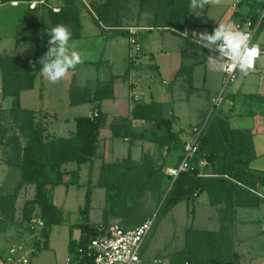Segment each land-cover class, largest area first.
I'll list each match as a JSON object with an SVG mask.
<instances>
[{
  "label": "crops",
  "instance_id": "1",
  "mask_svg": "<svg viewBox=\"0 0 264 264\" xmlns=\"http://www.w3.org/2000/svg\"><path fill=\"white\" fill-rule=\"evenodd\" d=\"M45 1L44 5L31 9L28 1L4 4L0 0V55L7 60L34 58L38 50L37 41L42 37L43 29L52 27L51 11L58 14L66 7L75 6L79 9L82 37L72 40L71 43L81 52L83 63L69 70L64 78L54 83L53 88L45 89L48 79L39 72L34 88L21 92L20 103L22 109L35 113V122L44 123L46 136L50 133L51 123L47 118L54 117L52 138L71 137L77 130L78 118L71 119L69 114L71 111L79 112V107L87 103L91 108L84 117H89L96 107L105 117L100 129L96 157L83 164L72 162L64 165L61 169L67 173L64 183L55 188L48 187V195L61 212L62 223L69 227L81 228L85 233L83 229L88 225H82L83 219H90L92 212L98 209L94 202L100 203L103 212L107 209V193L103 192H106V189L99 185L104 163L111 164V160L115 159L117 162H123L128 158L141 160L147 155L153 159L157 168L163 166V172L179 164L185 142L191 137L189 130L202 120L194 123L197 116L192 109H203V112L207 113L222 87L223 72L216 70L207 62L209 53L207 48L200 46V34L213 32L221 22L234 25L255 18L253 22L258 26L256 38L258 42L264 43V0H206L204 7L196 9V12L190 7L184 29L186 36L170 31L180 36L179 40L166 37L160 31L169 30L153 28L149 23L132 25L133 8L135 5L138 7L137 2L133 0L120 1V7L111 12L102 9L108 0ZM96 7H99L101 14L108 19L107 23H96L98 19ZM115 21L120 24V29L124 30V33H117L111 27ZM130 26L143 28L141 38L145 59L139 67H134L129 59L126 28ZM258 69L259 72L256 73L260 76L258 87L245 88L242 76V80L231 88L230 99L233 106L226 104L221 116L233 129L250 132L256 127L259 129L253 133L254 159L249 167L252 172L264 177V57L259 60ZM202 88L207 93L211 92L209 102L205 101ZM46 92L47 102L43 105ZM135 93L139 94V100L133 98ZM15 101L14 96L4 97V80L1 74L0 118L6 120H2L6 133L0 132V196L14 195L22 183L21 164L24 148L29 142L28 136L25 135L29 131L23 126L22 121L26 116L20 112L21 118L18 122L12 119ZM152 102L158 103L162 108L163 118L172 122V131L176 134L178 143L173 144L170 149L166 145L149 140L150 135L156 131L154 123L133 118L136 104ZM48 109L54 111L49 112ZM118 117L130 118L134 133L143 134L146 139L132 143L127 139L115 138L110 126ZM74 122L76 127L73 126ZM122 140L126 146H122ZM74 180L77 184H72ZM62 187L66 188L67 197L75 198L74 196L81 195L82 190L85 191L86 197L90 194V208L86 210V199L84 210L79 204V214H72L70 217V213L64 210L66 202L62 200L61 207L54 198ZM27 190L29 186H23L20 193ZM258 191L256 194L264 198V195L260 194L264 192V185L260 184ZM212 207L222 210L221 212L228 209L232 216L234 264H264V241L262 246L247 247V242L253 240L258 233L250 227L244 229L247 224L262 216L260 230L264 232V204L254 208L259 210L257 217L245 212V209L252 208L230 206V203L226 202ZM103 216L101 218L99 214L95 215L96 218L102 219L101 225H106L109 223L107 221L109 217L105 212ZM88 221L90 223V220ZM219 231L220 228L210 232Z\"/></svg>",
  "mask_w": 264,
  "mask_h": 264
},
{
  "label": "trees",
  "instance_id": "2",
  "mask_svg": "<svg viewBox=\"0 0 264 264\" xmlns=\"http://www.w3.org/2000/svg\"><path fill=\"white\" fill-rule=\"evenodd\" d=\"M31 0H2V3ZM120 1L108 0L102 9L112 10L120 7ZM139 7V16L151 14L149 24L153 28H164L169 31H184L191 0H133ZM98 19L96 23H107L99 7H96ZM52 27L64 24L72 31V40L82 37V26L79 9L75 6L61 9L56 14L51 11ZM254 20L255 18H251ZM111 27L117 33H124L120 24L115 21ZM51 28V27H50ZM43 29L42 37L37 41V52L34 58L22 60H7L0 55V75L4 80V97L16 98L14 110L22 112L29 118V142L24 148L21 169L23 179L16 193L9 197L14 208L19 192L25 184L36 186L34 200L27 202L25 208V221L32 219V206L41 209V216L47 221L49 228L62 223L58 208L53 204L48 195V187L55 188L64 183L67 173L61 171L66 164L76 162L86 163L97 155L100 129L105 122V117L100 116L91 120L89 117L77 119V130L69 138L46 139V128L43 122H35V113L24 110L20 103V94L24 90L34 88L35 79L40 72V60L49 48L48 31ZM119 29V30H117ZM133 118L154 123L156 131L150 135L149 140L168 146L178 143L176 134L172 131V122L162 116V108L156 103H138L133 110ZM130 118L118 117L111 123V131L115 138L129 139L132 143L146 139L143 134H136L132 129ZM242 131L233 129L230 123L222 116L216 117L211 123L208 132L201 142V155L205 156L213 169V177H201L199 169L182 173L174 182L172 178L163 173V166L156 167L150 156L141 160L126 159L115 164L104 163L101 169L100 187L107 192V209H116L117 204L127 205L129 197L137 191L140 197L146 192L161 191L164 176L171 182L170 190L163 201L159 216L164 217L182 201H192L195 194L199 197L208 193L212 206L222 202L230 206L246 208H259L264 204V198L259 192V185H264V177H260L250 170V162L254 159L253 133L258 131ZM77 174L75 175V177ZM77 179V178H76ZM72 184H77L73 181ZM120 199V201H119ZM90 194L87 196L86 210L90 208ZM33 210V208H32ZM226 209L223 213H228ZM106 216H110L105 211ZM11 215L10 219H13ZM126 224V223H125ZM127 225V224H126ZM83 229L86 234L89 226ZM186 247L179 254H175L170 264H234V242L222 219L219 232L188 230ZM94 234V229L92 233ZM83 243L86 237L81 238ZM74 250L73 244L70 246Z\"/></svg>",
  "mask_w": 264,
  "mask_h": 264
},
{
  "label": "rangeland",
  "instance_id": "3",
  "mask_svg": "<svg viewBox=\"0 0 264 264\" xmlns=\"http://www.w3.org/2000/svg\"><path fill=\"white\" fill-rule=\"evenodd\" d=\"M138 8L139 7H137L136 5L133 8L134 21H131V24L132 25L148 24L149 21L152 19L151 14H142V16L138 15V18H136L137 14H139ZM160 32L164 33L166 37H169L171 39L175 38V40H179V38H181L178 35H174L170 31L161 30ZM219 77L220 76H218V78ZM242 78L243 77L240 75L239 79L233 84V86L234 85L236 86V84H238L240 80H242ZM47 81L48 82L45 83L46 84L45 89H47V87L53 88L54 83H52L49 80ZM244 81L246 85L245 88H247L248 86V88L251 87L252 89H256L260 82V76L256 73H253L248 75L247 77H244ZM201 92L204 93L205 101L209 102L210 99L209 93L211 92L207 93L206 90H204V88H202ZM46 100H47V92L44 94V102L42 103L43 105L46 104L47 102ZM52 104L54 105V101H52ZM90 108L91 105L87 103L79 107L80 109L78 110L79 112L71 111L69 117L71 119L84 117L88 114ZM45 110L47 109L45 108ZM49 110L54 111L48 109V111ZM192 111L194 114L196 112V116H197V119L194 121V123H196L201 119H204L208 113V112L207 113L203 112V109H199V108H194V110L192 109ZM63 113L64 111L61 114ZM11 116L12 119H15L16 122H18L21 118L20 111L13 110ZM1 118H0V132L3 133L5 132V130L3 129L5 126L2 123V120L4 118L2 119ZM47 119L48 121H51V123H50V133L47 134L46 139L50 140L52 139V137H54V117H49ZM22 121H23V126H26L28 129L29 118L26 116ZM75 125L76 123L74 122L73 126L76 127ZM25 135L28 136V134ZM121 144L122 146L123 145L126 146L123 140ZM111 161H112L111 164L118 163L116 159ZM211 171H213V169H211ZM24 186L27 187L29 186V190L23 191L21 193L19 192V196L17 198V201L15 202L14 208H12L13 204L9 200V197L13 195L0 196V233H4L8 231L9 227H11L10 228L11 230L12 227L21 224L22 220H25L26 204L27 202L34 200L36 195V187L30 184H25ZM170 187H171V182L167 179V177L164 176L163 184L160 192L149 191L144 193L142 196L138 197L137 191H135L133 192V196L129 197L127 201V205L123 206L122 203H119L117 204V206H115L117 207L116 209L111 211H109L108 209L105 210L108 212V214H110L107 221L110 222L112 220H122L127 224L128 227L141 224L149 217L154 216V214L155 215L158 214L155 219L156 223L153 226L151 233L149 234V236L145 241L144 252H143V258L145 263H149L150 261L156 258H161L164 260L165 264H170L173 256L175 254H179L180 252H182L186 247V243L188 240V233H187L188 230H197L204 232L207 230L213 231L219 228L221 229L222 219L226 220V226L228 227L230 234L234 237V234L232 232L233 219L230 212L223 213L221 212L222 210L220 211V209L213 208L209 202L208 193H203L200 196V198L198 199L194 198L190 202L182 201L179 204H177L172 209V211H170L164 217L159 216L161 206L170 190ZM65 189L66 188L63 187L59 189L56 193V197L54 196V198H56V201L61 207L63 206L62 200L66 202V205H64L65 207L64 210L66 209V212L68 211L70 213L69 214L70 217L72 214H79L80 207H78V205L80 204L83 210L85 208V201L87 199V197L85 196V191L84 190L80 191L81 195H76L74 196L75 198H73L72 196H68V197L66 196ZM103 192L104 194L107 193L105 191ZM260 194L264 195V192H261ZM80 199H81V203H79ZM106 201H107V197H106ZM94 205H96V208L98 207V209L94 210V212H92L91 214L90 219H88L90 220L91 224L85 218L83 219L82 225H88L90 228L89 232L87 233H92L93 229L100 226L102 224L101 218L104 217L103 215L105 211L103 212V210L100 208V203L95 204L94 202ZM31 211H32V217L41 215V209L38 206L35 207L32 206ZM245 212H249L250 216L253 215L254 217L255 216L257 217L259 210L245 209ZM12 214L14 215V218L10 219ZM97 214L100 215L101 217L100 219L95 217V215ZM59 215H61L60 211H59ZM60 218L62 219V217ZM257 218L255 221L247 224L244 227V229L250 227L251 229L256 230V232L258 233V235L254 237L253 240L247 242V247L262 246L261 244L264 241L263 238L264 232L260 230L262 225L261 222L263 221V219L262 216H260L258 219ZM236 233L238 234V231ZM83 236L84 233L82 232L81 228L69 227L68 225L63 223L54 225V227L50 232L48 247L33 257L32 264H67V260L72 257L70 246L72 244L74 245L80 243L81 241L80 239ZM2 241L3 242L5 241L4 234L0 235V243H2Z\"/></svg>",
  "mask_w": 264,
  "mask_h": 264
},
{
  "label": "built area",
  "instance_id": "4",
  "mask_svg": "<svg viewBox=\"0 0 264 264\" xmlns=\"http://www.w3.org/2000/svg\"><path fill=\"white\" fill-rule=\"evenodd\" d=\"M45 2V0H34L29 2V6L31 9H36L44 5ZM234 26L252 32L250 44L259 45L260 55L256 60L255 68L251 69L248 75L258 73L259 60L264 57V43L258 42L256 38L258 26L251 18L244 22H237ZM142 31L143 28L136 26L126 28L129 59L134 67L141 66L145 59V49L141 38ZM174 32L186 36L185 31L174 30ZM214 55L218 56L219 53L216 52ZM207 62L213 65L209 58H207ZM222 72L221 90L214 98L213 105L209 108L206 117L189 130L191 137L185 142L181 161L178 165L169 167L163 172L172 178L173 182L182 173L193 171L196 168L199 169L201 177L214 176L209 170L211 169L210 162L201 155V142L213 120L221 116L226 104L233 106L230 99L233 84L240 75L248 76L242 74L239 69L231 73ZM133 98L139 100V94L135 93ZM100 116L101 111L96 107L89 118L94 120ZM194 196L197 198V194ZM157 215L154 214L143 223L132 227H128L122 220H114L106 225L98 226L94 229V234L86 233L84 235L86 237L85 243L80 241V243L73 245L72 257L67 260V264H165L161 258L153 259L149 263H145L143 258L145 241L156 223ZM10 228L8 231L0 233V235H5V241L0 243V264H32L33 257L49 245L51 229L48 221L41 215L34 216L29 221L22 220L21 224L12 227L11 230Z\"/></svg>",
  "mask_w": 264,
  "mask_h": 264
},
{
  "label": "clouds",
  "instance_id": "5",
  "mask_svg": "<svg viewBox=\"0 0 264 264\" xmlns=\"http://www.w3.org/2000/svg\"><path fill=\"white\" fill-rule=\"evenodd\" d=\"M206 0H191L190 7L202 9ZM34 6V5H33ZM59 11V9H54ZM196 12V11H195ZM49 48L41 58V75L52 83L64 78L69 70L83 63L81 52L71 43L73 33L67 25L57 24L48 29ZM252 32L221 22L211 33L200 34V46L209 50L208 58L218 71L233 72L237 69L248 75L260 55L259 45H251ZM216 52L218 56L214 55Z\"/></svg>",
  "mask_w": 264,
  "mask_h": 264
}]
</instances>
